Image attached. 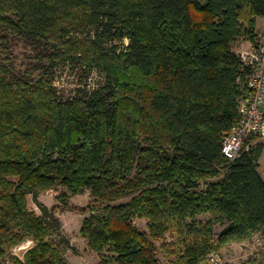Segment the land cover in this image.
<instances>
[{
    "label": "trees",
    "instance_id": "obj_1",
    "mask_svg": "<svg viewBox=\"0 0 264 264\" xmlns=\"http://www.w3.org/2000/svg\"><path fill=\"white\" fill-rule=\"evenodd\" d=\"M257 17L264 0H0V264H67L59 218L28 206L57 186L97 264H159L158 249L206 264L264 229L262 143L234 160L221 150L246 92L234 44ZM17 41L35 53L25 72L8 54ZM66 67L84 77L69 95ZM84 189L91 200L70 205Z\"/></svg>",
    "mask_w": 264,
    "mask_h": 264
},
{
    "label": "rangeland",
    "instance_id": "obj_2",
    "mask_svg": "<svg viewBox=\"0 0 264 264\" xmlns=\"http://www.w3.org/2000/svg\"><path fill=\"white\" fill-rule=\"evenodd\" d=\"M204 2L205 0H200ZM259 19H264L259 17ZM247 24V23H246ZM255 36L252 40H248L245 36H242L234 44V49L237 52L248 50L254 43L257 35L263 30L260 29V25H255ZM8 54L12 64L23 72L33 67L34 62V50L23 45L21 41L10 43L8 48ZM59 82H57L63 95H69L72 89L82 81L84 77L81 72L66 67L60 69L57 72ZM98 80L96 77L89 79V84L93 85ZM260 174L264 176L263 170ZM62 188L57 186L48 191L38 194L36 200L32 196H28V206L31 210H34L38 214H42L39 203L45 205L49 212H53L60 220V228L52 234L51 238L54 239L60 248L63 258L67 264H97L100 260V255L93 250L87 242V239L80 233L82 220L84 214L72 209H65L59 206L57 196L60 194ZM91 200L89 189H84L82 192L71 195L69 198V204L77 207L86 205ZM201 218H207V215L200 216ZM147 220L144 218H136L135 224L141 231L149 233L146 226ZM227 223H217L214 226V232H220ZM167 240H171L169 234H167ZM161 241L156 240L155 244L159 246ZM25 245L16 256L22 258L23 253L34 243L30 240L23 241ZM219 252L222 258L229 264H264V229L253 234L250 238L244 240H235L225 243ZM157 258L159 264H170L169 259L163 255L158 249Z\"/></svg>",
    "mask_w": 264,
    "mask_h": 264
},
{
    "label": "built area",
    "instance_id": "obj_3",
    "mask_svg": "<svg viewBox=\"0 0 264 264\" xmlns=\"http://www.w3.org/2000/svg\"><path fill=\"white\" fill-rule=\"evenodd\" d=\"M245 76L246 92L238 103V121L224 135L222 153L234 160L242 150H248L253 138L264 137V30L246 51L239 53ZM23 242L14 246L11 252L17 255L24 248ZM26 251V250H25ZM206 264H229L219 252L212 251L206 256Z\"/></svg>",
    "mask_w": 264,
    "mask_h": 264
},
{
    "label": "crops",
    "instance_id": "obj_4",
    "mask_svg": "<svg viewBox=\"0 0 264 264\" xmlns=\"http://www.w3.org/2000/svg\"><path fill=\"white\" fill-rule=\"evenodd\" d=\"M257 25L258 26L260 25V29L264 30V19H259V17H257L256 27H257ZM252 143L253 144L262 143V145H263V150H262V153H261V155L259 157V166H258V172L260 174L261 170H263V172H264V137L263 138H253ZM262 177H264V176H262Z\"/></svg>",
    "mask_w": 264,
    "mask_h": 264
}]
</instances>
